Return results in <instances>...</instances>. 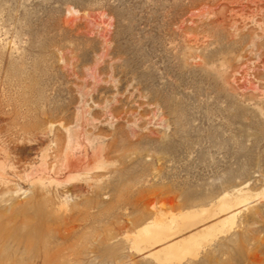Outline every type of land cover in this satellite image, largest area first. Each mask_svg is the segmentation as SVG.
<instances>
[{"label": "rangeland", "instance_id": "rangeland-1", "mask_svg": "<svg viewBox=\"0 0 264 264\" xmlns=\"http://www.w3.org/2000/svg\"><path fill=\"white\" fill-rule=\"evenodd\" d=\"M229 2L0 0V264H157L105 240L150 201L169 217L240 188L254 202L184 264H264V11L244 22ZM49 145L64 183L42 193L26 173Z\"/></svg>", "mask_w": 264, "mask_h": 264}, {"label": "bare ground", "instance_id": "bare-ground-1", "mask_svg": "<svg viewBox=\"0 0 264 264\" xmlns=\"http://www.w3.org/2000/svg\"><path fill=\"white\" fill-rule=\"evenodd\" d=\"M229 4L232 5L233 7H236V8H233V10L236 12V13L235 12L234 13L242 16V19L244 22L247 21V19H248L247 17H249V11L250 10L253 13V15H251V16H253V18H256V16L254 17V14L258 15L261 11H264V0H232V1L230 0ZM90 16L94 19H98L101 17V15H97V14H91ZM102 16H104V15H102ZM262 16L260 18H262ZM258 17H259V15H258ZM237 19H238V17H236V21H237ZM249 19H248V21H249ZM257 19H259V18H256L253 21H255L254 23L257 25V27L259 26V28H257V29H259L260 32L264 33V18H262L263 20H261V21L257 20ZM233 20L234 19H232L231 21H233ZM239 20L240 19H238V22H239ZM253 21H252V23H253ZM238 22L236 23L235 30H236V33L239 34L241 31H243V28L240 27V25H242V24L237 25ZM249 23H250L249 25L252 24L251 22H249ZM245 24L246 23H244L243 26H245ZM247 24H248V22H247ZM255 24H253L252 27H254ZM247 27H249V26L247 25ZM252 27H251V29H252ZM233 28H234V26H233ZM260 32H258L255 28V33H254V31L252 33L255 34V36H260V34H261ZM262 35L264 36V34H262ZM49 129L52 131V125L50 126ZM51 131H50V133H51ZM67 131H68V129H67ZM76 133H78V132H76ZM69 136H70L69 138H71L72 135H70V133H69ZM75 139H73V140L75 141ZM67 147H65V148L67 149ZM58 148H61V147H58ZM102 148H103V150H105V147H101V149ZM51 149H53V147L49 145L42 152L41 159H39V161H41L40 164L38 162L39 169H37L38 168L37 164H33L32 166H30L31 172L29 170V173H26L27 177H29V178L34 177V179H32L34 181L31 180V183L33 182V184L36 186L39 185L38 190L41 191L42 193L43 192L49 193V190L51 189L50 186H53L54 184L57 187H59V186L63 185V183H64V182H62L56 178L45 176L46 171L49 168L48 167L49 163H51V162L48 163L49 156L51 153ZM68 149H67V151H68ZM58 151H59V149H58ZM67 151L64 153L62 151H59L56 153V155H55L56 159L62 160L63 166L60 165L59 167H61V169H62V167H64L66 170H68L73 181L74 180H80V179H82L83 181L84 180H86V181L92 180L93 179V175L91 173L92 168L91 169L87 168V170H81V169L79 170V168H78L82 164L81 161L83 162V158L86 159V157H82V159H80L81 156H79L78 158L81 161H77L73 157L74 154L72 153L73 154L72 155V154L68 153ZM5 153H7V152H4V155L8 157L10 152L7 154H5ZM105 153H106V151H105ZM105 153H103V154H105ZM98 155L99 154H97L96 158H98L100 156V155L99 156ZM51 156H53V155H51ZM94 156H96V154ZM9 158H10L9 160H11L10 156H9ZM52 159H54V156ZM52 159H50V160H52ZM85 162H87V161L85 160ZM85 162H84V165H85ZM106 162L107 161L103 158V155H102L101 157H99V162H97L98 164L96 167L102 168L103 166L106 165ZM14 164H15L14 162L11 164V168L13 170H16L17 166H15ZM59 164H61V161H59ZM8 166L9 165H8L7 161H5V160L2 161V159L0 160V179L3 180L6 178ZM50 166H51V164H50ZM82 166H83V164H82ZM40 169H42L41 171L43 172V174L41 173ZM38 170H39L40 174H38ZM50 170H48V171H50ZM96 170H95V172H97ZM68 172H66V175ZM16 173H18V172H16ZM95 174H97V173H95ZM97 177H99V176H97ZM47 183H49V184H47ZM30 185L32 186V184H30ZM32 190H35V189H32ZM15 192L17 193L16 190H15ZM67 192L68 191L66 190L65 193H67ZM24 193L26 194L27 191H24ZM12 195H14V194L12 193ZM48 195L51 196L50 194H48ZM248 195L249 194L245 192L244 188H240V189L236 190V192H233V193L224 192L223 194H221L218 197V200L215 203H212V204L207 205V206H202L200 208H191V209L180 211L178 213H172L169 217L161 216L162 218L158 217V211L159 210H157L154 202L150 201L147 203V206L149 207V213L150 214L152 213L151 216L148 215V216H150L149 218H148V216H146V218H147V219L145 218L146 220L143 218L145 221L143 220L142 221L143 223L141 222V224H139V226H137L138 224L135 225V227L136 226L137 227L136 228L134 227L135 228V230L133 229L134 231L131 230L130 232H125V233H123V236H121V234H119V233L118 234H112L105 241H107L106 244L111 246V247L118 245L121 241L123 243L128 242L130 244L132 251H134L138 254H143L145 259L153 260L154 263H157V264H184L186 262L193 261V259H197L199 257V255L207 247H209L212 243H214L217 239H219L221 235H223V234L225 235V234L229 233L234 228L235 224L237 223V218L241 214V212L244 209L248 208L252 202H254V201H252V197H249ZM73 197H74L73 194H72V196H70L69 194L65 195L64 201L63 200L62 201L64 203H69L71 200H74ZM138 223H140V222H138ZM48 255H46V258L48 257ZM54 257L59 259L57 257V254ZM45 260H48V259H45ZM53 260H55V259H53ZM52 264H54V263H52Z\"/></svg>", "mask_w": 264, "mask_h": 264}]
</instances>
